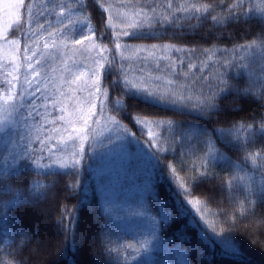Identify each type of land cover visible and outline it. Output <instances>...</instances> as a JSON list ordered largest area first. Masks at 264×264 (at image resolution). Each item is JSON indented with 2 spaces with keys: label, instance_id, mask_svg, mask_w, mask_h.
Wrapping results in <instances>:
<instances>
[{
  "label": "trees",
  "instance_id": "1",
  "mask_svg": "<svg viewBox=\"0 0 264 264\" xmlns=\"http://www.w3.org/2000/svg\"><path fill=\"white\" fill-rule=\"evenodd\" d=\"M124 1L83 0V9L79 7L80 0L73 2L89 18L96 35L106 40V35H111L112 45L118 42L113 38L117 30H136L127 24L120 29L112 20L109 26L110 15L104 8L107 2L143 8L149 15L154 9L157 18H169L168 22L154 21L152 28L139 30L143 35L124 36L122 41L147 48L153 44L161 48L173 46L165 64L174 62L175 72L180 74L179 78L170 76L177 81L172 89L184 98L182 102L153 106L122 96L117 87V63L104 76V86L115 99L125 100V109L116 113L139 141V149L130 145L128 168L146 210L159 220V248L154 259L160 264H183L179 254L185 253L187 264H264V155L255 162L246 158L248 152L241 144L247 143L248 129L241 130L239 142L227 144L216 139L219 134L214 131L244 124L256 129L264 121V47H245L264 27L257 10L264 0H243L247 18L225 25H216L210 16L227 15L236 0ZM55 3L59 0L51 1ZM201 4L218 6L210 12L177 11ZM55 15L47 11L33 19L47 27ZM177 48L183 51L177 52ZM115 54L116 62L118 53ZM189 64L196 67L190 68ZM221 78L227 85L220 83ZM217 85L218 110L210 118H201L195 108L196 98L216 91ZM233 85L250 91L237 93ZM6 87L0 70V93ZM137 115L176 123L171 132L156 129L161 133L160 141L149 143L147 135H141L133 122ZM18 118L23 135L11 127L0 131V264L9 260L17 264L21 260L12 242L18 243L24 233L30 235L32 246L39 245L42 250L39 256L31 257L25 252L24 259L33 264H133L131 248L125 247L133 245V235L107 210L103 192L94 183L98 159L84 156L76 176L65 174L75 169L37 168L34 161L40 156L20 152L21 139L26 141L27 134L25 111L19 112ZM193 129L211 133L217 149L230 159L221 160L218 153H211L203 136H191ZM262 150L264 136L257 132L248 151ZM141 151L147 159L140 156ZM200 158L208 162L203 167ZM193 166L197 175L203 173L206 178L189 180ZM34 182L42 187L36 190ZM72 182L77 184L74 190L68 187ZM181 182L189 195L179 187ZM195 199L201 201L200 205L187 203Z\"/></svg>",
  "mask_w": 264,
  "mask_h": 264
},
{
  "label": "rangeland",
  "instance_id": "2",
  "mask_svg": "<svg viewBox=\"0 0 264 264\" xmlns=\"http://www.w3.org/2000/svg\"><path fill=\"white\" fill-rule=\"evenodd\" d=\"M51 1L25 0L26 6H32L33 16L31 23H29L26 8L21 10L24 30L18 32L14 28H6L7 17L4 14L6 0H0V31H3V35H0V70L7 82V87L0 93V129H2L0 131L11 127L13 130L19 131L20 135H23L25 131L21 133L18 114L21 111H25V116L28 120L25 129L27 134L25 137L26 141L21 139L20 152L40 156L41 164L49 165V168H59L55 163L56 157L66 156L67 153L55 149L53 153H49L46 149L41 151L40 143L34 137L37 134L36 127H39L42 122L43 130L40 132V135L41 138H45L48 135L49 129L54 126H62L63 122L58 120L61 114L67 116L69 112H73L78 107H83L85 110L89 107L86 103V98L88 97L87 91L81 92L76 90L77 86L75 84L71 85L70 91L68 83L65 82L72 80L74 73L89 72L90 69L96 67L93 61L99 60L101 55L107 61H113L117 52L118 60H116V63L118 72L120 65L123 64L125 65V71L129 73L130 77L148 76L149 74L152 76L159 75L162 79L155 81V83L161 87L166 85L167 80H172L173 78H171L172 73L168 71L165 64L169 60L170 48L158 47L153 52V56L156 59L149 58L145 60L144 58L149 55L147 51L139 52L131 60L123 59L120 55L121 52L124 53V57L132 56L133 53L123 47L119 50L116 49V43L112 45L110 42L111 35L109 34L106 35L107 40L101 35H96L89 18L81 12L73 2L74 0H59V3H55L54 5L51 4ZM7 2H11V0H7ZM104 8L112 17V22L118 26L120 25V29H122L121 26L125 27L127 24L126 17L130 19L136 11H139V9L129 7L122 2L118 4L107 2ZM47 11L50 13L56 12L55 18L47 27L43 26L35 29V26L40 25L33 17L36 14H45ZM85 20H87V26H85ZM88 28L92 29L95 43L106 47L108 51L101 50L99 53L96 51L86 53L79 51L82 46L73 44V41L81 36L82 33L87 32ZM57 29L60 31H57ZM49 31L56 32V36L49 37ZM117 32H122V30H117ZM5 35L8 37L7 41L4 38ZM61 36L67 39L69 47L61 49H52L50 47L49 52L54 53L58 59L51 61V58L46 55L45 58L48 60V63L41 61V63L37 64L36 59L41 54H44L45 44L51 45L54 39L59 42ZM123 37L117 38L116 35L113 36V38H117L116 41L121 45H130L122 41L125 39ZM13 39L18 40L19 44L13 45L10 42ZM87 43L88 41H85V44ZM33 52L36 53L35 57L32 55ZM62 60L67 62L68 67L72 70L71 72L64 69V64L61 63ZM29 63L33 65L31 69L28 67ZM110 68L111 65L105 63L104 68L101 70L102 91L105 88L104 76ZM37 80L42 81L39 85L42 92L33 96L32 92L36 88ZM27 81H31V84H28ZM11 96H14L15 99H10ZM96 96V107L92 110L97 115L92 117L89 123L92 124V121H95V124L92 125V133L104 142L93 152L90 147L91 140H89L85 144L84 154V156L89 154L91 158L98 159L97 169L94 173V183L103 192L101 195L107 210L115 215L120 225L133 235L134 248H131L132 263L160 264L154 259V252L159 248V235L157 232L159 220L150 215L146 210L141 195H138L141 191H137L138 187L131 183L133 176L128 168L130 145H135L139 149V142H137V139H132L131 137L123 142L115 140V134L107 131L108 128L112 127L108 117L115 116L120 120L112 104L115 97L109 90L107 101L100 98V94L98 93ZM21 98H23V103H21ZM77 101H80L79 105ZM33 105L35 108H33ZM61 107L66 109L64 113L60 112ZM30 110L31 115H29ZM51 121H56V124L53 125L50 123ZM75 126L80 127L82 125L77 123ZM109 135L113 136V138L107 140L106 138ZM49 144L55 145L56 141H50ZM139 154L141 157L143 156L142 158L147 159L142 154V151ZM4 164L6 167L7 164ZM34 195H37V192ZM153 234L155 238H153ZM145 241H150L147 248L142 246ZM136 249H139V251ZM179 258L183 264H187L185 253L179 254Z\"/></svg>",
  "mask_w": 264,
  "mask_h": 264
},
{
  "label": "snow or ice",
  "instance_id": "3",
  "mask_svg": "<svg viewBox=\"0 0 264 264\" xmlns=\"http://www.w3.org/2000/svg\"><path fill=\"white\" fill-rule=\"evenodd\" d=\"M218 5H210V4H201L199 7L196 5H193L191 9H188L186 6L178 8L177 11H195V12H210V10H214L215 7ZM79 7L83 9L85 7L83 0H80ZM102 7V5H101ZM169 8H171V4L168 5ZM27 11V17L28 22L31 23L32 16H33V9L31 5H25V0H11V2H7L4 5V14L7 17V29H15L18 32L24 30V25L22 23L23 20V14L21 12L22 9H25ZM239 11V14H236V11ZM258 12L260 14L261 21H264V5L258 6ZM152 15H149L148 12L144 11L143 8H140L139 11H136L134 15L129 19L126 17L127 20V27L131 29H135L136 31H133L129 33L127 30L123 32H117L116 36L119 38L120 36H129L132 35L134 37L143 35L139 30L143 27L147 26L148 28L153 27V22H168L169 18L167 16H162L157 18L155 15V10L152 9ZM211 21L215 22L216 25H225L230 24L234 21H240L242 19L247 18V13L244 11V3L243 0H236V3L232 5V8L228 10L227 15H224L223 13H218L215 15L210 16ZM112 17L109 16V26L111 25ZM85 26H87V20H85ZM40 27H43L41 25ZM57 31H60L57 29ZM0 35H3V31H0ZM155 35V33H153ZM49 37H55L56 32L49 31L48 32ZM5 40L7 41L8 37L5 35ZM85 41H88L87 44H85ZM13 45L19 44V41L16 39H13L10 41ZM73 44L75 45H81V49L79 51L86 53L90 51H96L100 52L102 51H108L106 47H103L102 45H99L95 43L92 35V29L88 28V31L85 33H82L81 36L76 38L73 41ZM264 47V27L261 28L259 35L254 39L250 44L245 45V47ZM52 49H61V48H68L69 45L67 43V39L63 36L59 39V42L57 40H52L51 45L45 44L44 46V54H41V56L36 59V63L39 64L41 61H45V63H48V60H46L45 56L51 58V61H56L58 57L52 53L49 52V48ZM116 49L127 48L129 49L133 55L129 57H124V53L121 52L120 55L123 59L131 60L135 56L138 55L139 52L147 51L149 53L148 57H145L144 59L147 60L149 58L156 59L153 56V52L159 47L156 44L151 45V48H146L144 45L139 46H131V45H121L119 42L115 45ZM164 48H172V45H164ZM177 52L183 51L182 49H175ZM207 52H212L213 49H205ZM33 57L36 56V53H32ZM96 64L95 68H92L87 73H74L73 79L70 81H65L69 85V89L71 91V85L75 84L77 86L78 91H87L88 97L86 98V103L89 106L87 110H85L83 107H78L73 112H69L66 115L61 114L58 117V120L63 122L61 127H52L48 130V135L45 138H41L40 132L43 130V122L39 127H36V136L34 137L35 140L39 141L41 151H44L45 149L49 153H53L54 149L60 152L67 153L66 156H57L55 163L59 166L61 169H75V172L72 173H65L66 175H79V166L81 163V160L84 157L85 154V144L91 140L90 147L93 152H95L101 144L104 142L103 140L98 139L93 133H92V125L95 124V121H92V124L89 123V121L92 119V117L96 116L97 113L94 112L92 109L96 107L95 101L97 99L96 94H100V98L107 101L108 100V89L105 87L102 91L101 89V79L100 74L101 70L104 68L105 63H108L109 65L115 64V61H107V59L101 55L99 60L93 61ZM62 64H64V69L68 72H71V68L68 67L66 61H61ZM28 67L31 69L33 67L32 63H29ZM188 67L195 68V64H189ZM167 69L173 74L176 75L177 78H179V73L175 72L174 68V62H169L167 65ZM55 71V69H53ZM184 76H187V73H183ZM118 81H117V87L121 88V95L126 96L129 98V100H136L141 104L146 105H163L168 106L169 104L175 105L177 103H180L183 101V97L179 96L178 92L174 91L171 86L177 83V81H173L171 79L167 80V83L164 87H161L159 84H156L155 81H160L162 79L161 76L156 75L152 76L149 74L148 76H139V77H130L129 73L125 71V65L121 64L120 69L118 72ZM14 79H16L14 77ZM41 80L36 81V88L32 92V95L35 96L37 93L42 92V89L40 88ZM11 83V82H9ZM28 84H31V81H27ZM220 83L222 85H227V81L224 79H220ZM182 86V85H181ZM211 87V85H209ZM237 93L240 92H248L250 89H241L237 85L232 86ZM219 85L216 86V91H213L209 95H204L201 99L200 97H197V103L195 104V108L198 110V114L201 118H210L217 110H218V104H217V95L219 93ZM63 95V93H61ZM10 99L14 100L15 97L11 96ZM189 100H191V97H188ZM21 103H23V98H21ZM80 101H77V104L79 105ZM125 100L116 98L112 101L113 107L116 111H121L125 109ZM33 108L35 106L33 105ZM66 111L65 108L61 107L60 112L64 113ZM29 115H31V110L29 111ZM43 116V114H41ZM46 119V117H45ZM108 119L111 122L112 127L108 128L107 131L109 133L115 134V140L123 142L129 137L132 139H136L135 133L130 131L129 128L124 125L121 120L117 119L115 116L108 117ZM133 122L137 125L138 130L141 132V135H147L149 138V143L160 141L161 133L157 132L156 129H163L165 132H171L176 121L172 119H155V120H149L144 117H141L137 115L134 117ZM53 125L56 124V121H51ZM79 123L80 127H76L75 125ZM35 127V126H34ZM248 129V135H247V143L241 144V147L244 148L246 152H248V156L246 158H250L253 162L256 161V158L259 156L264 155V150L261 152H249L248 148L253 143L254 139L256 138L257 132L264 136V121H262L258 128L254 129L252 125H239L238 127H230V128H217L214 131L218 133L219 135L216 137L218 140H222L225 144L230 143L232 141H240L241 136V130ZM2 130V129H0ZM191 136L193 137H199L203 136L206 140V143L209 145V151L213 154L219 155V158L221 160H229L230 157L226 152H221L217 149L216 143L213 140L212 134L208 132H201L197 133L195 129L191 132ZM113 138V136L109 135L106 139ZM56 141L55 145H50V141ZM175 141V138H173V142ZM137 142H139L137 140ZM160 151H166V149L161 148ZM215 158V156H214ZM37 168H47L49 165L41 164L40 159H36L34 161ZM207 160L204 158H200V164L201 167H203L205 164H207ZM177 170L175 168L172 169V172L175 173ZM192 175L188 177L189 180H203L206 178L205 174L201 173L199 175L196 174L195 167L192 168ZM183 181V177L181 178ZM229 185L231 184V181H228ZM34 185L36 186V190H38L41 185H39L38 182H34ZM68 187L71 189H75L77 187V184L75 182L69 183ZM179 187L184 190L185 195H189L188 189L185 187V184L183 182L180 183ZM261 192L264 193V188L261 189ZM187 203L197 206L200 205L201 201L199 199L190 200L187 201ZM240 208L243 209V205H240ZM197 212H200L201 209L199 207L196 208ZM183 214V213H181ZM63 222V218H60V223ZM211 226V225H210ZM213 231H215V227H213ZM153 238L154 234H153ZM150 241L143 242L142 246L144 248L148 247V244ZM12 247H14L17 254L20 256L21 260L17 262V264H33L32 261L24 259L25 252L28 253L29 257L31 256H39L41 254V248L39 245L32 246L31 237L28 233H24L22 237L19 239L18 243L16 241L12 242ZM125 247L127 248H134V245L128 244ZM139 251V249H136ZM3 250L0 249V252ZM109 251H115L119 252V249H109ZM6 264H12V261L9 260L6 262Z\"/></svg>",
  "mask_w": 264,
  "mask_h": 264
}]
</instances>
